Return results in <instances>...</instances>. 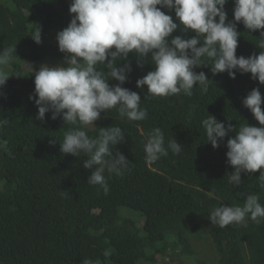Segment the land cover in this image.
Segmentation results:
<instances>
[{"label": "trees", "instance_id": "obj_1", "mask_svg": "<svg viewBox=\"0 0 264 264\" xmlns=\"http://www.w3.org/2000/svg\"><path fill=\"white\" fill-rule=\"evenodd\" d=\"M70 3L0 0V53L13 49L5 71L10 75L0 87V119L8 120L0 128V139L7 142V150H0V264H169L168 255L179 257L181 264H264V218L256 223L246 217V224L225 228L208 219L220 204L243 206L249 194L257 195L264 206L260 170L242 173L239 186L226 181L233 171L226 163V142L235 132L213 148L201 123L210 114L237 129L245 123L259 127L242 100L254 87L264 100V85L250 73L237 72L233 79L227 72L213 74L210 66H200L194 71L205 72L207 93L197 84L191 96L147 97V86L137 88L136 80L154 65L145 61L138 66L137 56L129 53L131 71L121 86L140 95V107L148 116L130 121L111 109L87 128L93 138L100 127L119 126L124 132L125 140L115 146L113 155L119 150L130 161L129 170L123 176L106 171L105 193L87 182L91 170L83 167L84 154L76 157L60 151L59 142L73 126L60 116L51 119L50 112L43 121L36 119L38 109L29 97L35 98L34 73L39 68L21 66L25 59L35 65L65 59L56 34L74 15L69 13ZM233 7V0L224 6L226 23L233 20ZM161 10L179 23L174 10ZM34 26L41 28L40 44L31 39ZM236 29L241 33L236 55L258 54L255 41L260 30L248 32L239 22ZM177 35L187 39L194 33L177 28L169 39ZM261 107L264 110V103ZM156 127L164 134L165 146L173 138L182 152L169 151L167 157L147 164L143 146L146 134ZM140 219L142 226L137 224ZM202 248L214 259L198 256Z\"/></svg>", "mask_w": 264, "mask_h": 264}, {"label": "clouds", "instance_id": "obj_2", "mask_svg": "<svg viewBox=\"0 0 264 264\" xmlns=\"http://www.w3.org/2000/svg\"><path fill=\"white\" fill-rule=\"evenodd\" d=\"M228 0H71L72 15L67 27L56 34L58 50L65 54L67 66L41 65L34 73V99L36 119L43 121L46 113L55 120L62 117L64 124L73 127L64 133L59 142L63 154L79 157L89 169L87 182L99 185L105 193L109 187L105 172L123 176L129 170L130 161L115 146L125 140L119 126L100 127L93 138L87 134L89 126L101 113L116 109L121 118L142 121L148 116L140 107L141 97L135 91L122 87L128 79L131 65L129 53L137 56L138 66L145 61L154 65L153 70L136 80V87L147 86V97L191 96L195 85L202 93L208 91L205 72L194 68L210 66L213 74L227 72L235 78L237 72L250 73V78L264 85V0H233V20L227 21L224 10ZM159 6V7H158ZM174 10L179 23L161 9ZM242 23L248 32L260 30L255 41L258 54L237 56L238 36L236 23ZM193 32L191 38L171 34ZM31 39L41 43V28L34 26ZM13 49L0 53V66L10 63ZM124 60V64L119 62ZM100 66H103L101 68ZM103 69H107L105 72ZM10 74L0 68V87L6 84ZM118 83L110 85L109 80ZM259 88H252L242 104L250 110L259 127L248 123L239 129L231 123L208 115L202 120L206 140L213 148L230 133L226 142V163L233 171L229 181L234 186L242 183L241 174L251 175L260 170V187L264 189V110ZM231 120V119H228ZM8 123L0 119V128ZM57 141H49L55 144ZM7 142L0 139V150L6 151ZM145 162L153 164L169 151L173 155L182 152V145L173 138L165 146L159 127L146 134L143 146ZM246 217L259 223L264 218V206L257 195H247L243 206L220 204L208 215L212 225L225 228L230 224H246ZM107 255V253H106ZM90 264V262H86Z\"/></svg>", "mask_w": 264, "mask_h": 264}, {"label": "rangeland", "instance_id": "obj_3", "mask_svg": "<svg viewBox=\"0 0 264 264\" xmlns=\"http://www.w3.org/2000/svg\"><path fill=\"white\" fill-rule=\"evenodd\" d=\"M41 65H46V66H49V67H55V66H67L66 64H65V59L64 60H62V61H60L59 63H52L50 60H48V59H45V60H42V61H40V62H38V65H35V64H33V62H31V61H29V60H23L22 61V63H21V66H22V68L24 69V70H33L36 66L38 67V68H40V66ZM8 68L9 67H7V66H2V70H4V71H8ZM225 180L226 181H229V178L228 177H226L225 178ZM137 224L139 225V226H142V220L140 219V220H138L137 221ZM209 254L210 253H206L205 252V250L202 248L200 251H198V253H197V255L198 256H200V257H202V258H204V259H209V260H213L214 258L211 256V257H208L209 256ZM185 258V257H184ZM187 258H189V257H187ZM166 261H169V264H181L182 263V261L179 259V257H177V256H173V257H171L170 255H168L167 257H166V259H165ZM185 262H188V263H190V259H187V260H185ZM142 264H147V263H142ZM155 264H163V262H157V263H155Z\"/></svg>", "mask_w": 264, "mask_h": 264}]
</instances>
